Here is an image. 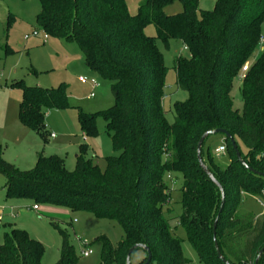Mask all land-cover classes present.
Listing matches in <instances>:
<instances>
[{
  "label": "trees",
  "instance_id": "trees-1",
  "mask_svg": "<svg viewBox=\"0 0 264 264\" xmlns=\"http://www.w3.org/2000/svg\"><path fill=\"white\" fill-rule=\"evenodd\" d=\"M38 1V29L75 42L87 68L110 84L113 103L98 113L105 121L114 154L104 157L102 171L84 157L85 144H80L71 170L56 154H40L31 168L22 170L2 158L0 144L6 197L39 207L85 211L115 222L123 232L115 245L104 234L95 239L101 244L98 264H125L128 249L138 243L149 247V264H186L180 239L163 210L170 204L171 191L165 175L178 172L182 177L181 212L176 218L187 240L202 263L225 264L212 241L220 192L199 165L196 145L204 131L225 129L235 139L241 159L264 172V45L259 50L264 0H216L212 10L199 9L198 0H142L135 14L128 12L126 0ZM174 1L181 3V11L166 14L165 6ZM147 25L154 26V36L145 34ZM156 41L164 48L178 41L188 52L173 60L176 85L187 96L173 103L172 122L162 107L166 66ZM245 64L239 87L242 108L238 110L230 91ZM15 85L22 90L19 120L35 132L45 130L47 109L69 107L62 87ZM95 119V114L79 112L81 131L95 134ZM208 139L202 143L201 157L225 194L216 227L219 250L229 264H253L264 244V211L254 218L239 213L237 206L243 195L260 193L264 177L248 171L227 140L229 162L220 166ZM50 222L61 235L54 264H75L66 230ZM43 250L25 230L10 227L2 234L0 264H41ZM142 252L130 264H142L146 258ZM263 257L264 252L258 264Z\"/></svg>",
  "mask_w": 264,
  "mask_h": 264
},
{
  "label": "rangeland",
  "instance_id": "rangeland-1",
  "mask_svg": "<svg viewBox=\"0 0 264 264\" xmlns=\"http://www.w3.org/2000/svg\"><path fill=\"white\" fill-rule=\"evenodd\" d=\"M142 0H126V7L130 14H135L138 4ZM216 0H198V8L212 10ZM40 11L38 0H0V144L3 147V159L14 163L19 169H28L33 166L38 155L56 154L63 160L69 170L74 168L75 156L79 153V145L85 144L84 157L95 162L100 170H104V157L114 154L105 121L98 113L110 107L113 103L110 84L106 79L92 73L84 63L78 45L73 41H65L46 35L38 29L35 16ZM181 11V3L174 1L165 6L166 14H176ZM36 30L37 36L31 31ZM145 34L155 35L153 25L144 28ZM29 35L28 38H24ZM260 36L264 38V19L260 24ZM156 44L163 56L166 66L164 78V97L162 107L168 122L173 121V103L183 101L187 93L176 85V76L173 69V60L177 56L186 57L188 52L178 41H171L168 48H164L160 41ZM254 53L249 60L256 57ZM94 79L97 83L94 88L90 81L81 82L78 77ZM39 85L44 88L62 87L67 94L69 107L47 109L43 123L49 127L55 136L41 128L35 132L22 124L18 117L19 103L22 98L20 86ZM240 77L232 82L230 96L233 107L241 110L242 101L239 94ZM90 93L93 96L90 97ZM95 114V134L83 133L78 122V113ZM85 134V135H83ZM84 136V138H83ZM225 143L221 134L209 136L210 151L215 162L224 167L229 162L226 151H214L221 143ZM244 152V145L238 141ZM165 182L171 188L170 204L163 208L168 224L173 234L180 239L181 252L186 264L202 263L185 236L182 226L176 216L181 212L182 177L178 172H169L165 175ZM4 177L0 174V243L2 234L8 230V224L25 230L32 238L43 246L41 264H54L59 256L61 235L50 220L58 223L66 230L69 243L72 245L75 264H98L101 244L95 241L96 237L104 234L115 245L122 236V229L113 221L97 218L85 211H68L63 208L52 207L31 210L21 200L7 198L4 189ZM22 203V204H21ZM237 209L241 213L259 217L264 206L257 196L243 195ZM88 246L91 253L82 256L80 250ZM144 253L137 249L131 261L139 260ZM150 264H154L151 262ZM264 264V257L262 258Z\"/></svg>",
  "mask_w": 264,
  "mask_h": 264
},
{
  "label": "water",
  "instance_id": "water-1",
  "mask_svg": "<svg viewBox=\"0 0 264 264\" xmlns=\"http://www.w3.org/2000/svg\"><path fill=\"white\" fill-rule=\"evenodd\" d=\"M214 134H221L223 136V139L224 140H227L232 148V150L234 151L235 153V156L237 157V159L240 160L241 164L250 172L256 174V175H259V176H262L264 177V172H261V171H258V170H255L253 169L252 167L248 166L244 160L241 159V156H240V151L237 147V144L235 142V139L233 138V136L228 132L226 131L225 129H222V128H215V129H208L206 131H204L201 136L199 137L198 141H197V145H196V158H197V161L199 163V165L201 166L203 172L207 175V177L218 187V190L220 192V198H221V201H220V207L218 209V213L213 221V224H212V241H213V246H214V249H215V252H216V255L217 257L222 261L224 262L225 264H229L223 257L221 251L219 250V247H218V243H217V239H216V227H217V221H218V217L220 215V212L222 211V208H223V205H224V197H225V194H224V189L222 188V186L219 184V182L214 178V176L212 175V173L209 171V169L207 168V166L203 163V160H202V157H201V147H202V143L203 141L208 137V136H211V135H214ZM135 249H141L142 251L145 252L146 254V258H145V261L142 263V264H149L150 260H151V252H150V249L148 246L144 245V244H141V243H138V244H134L132 245L127 253H126V256H125V264H130L131 263V260H130V256L132 254V252L135 250ZM264 252V244L262 245V247L258 250L257 252V255L254 259V262L253 264H258L259 262V259L262 255V253Z\"/></svg>",
  "mask_w": 264,
  "mask_h": 264
},
{
  "label": "built area",
  "instance_id": "built-area-1",
  "mask_svg": "<svg viewBox=\"0 0 264 264\" xmlns=\"http://www.w3.org/2000/svg\"><path fill=\"white\" fill-rule=\"evenodd\" d=\"M30 35H32V36H37V35H38V32H37L36 30H33V31H31V34H30ZM46 35H47V34L44 33V34H43V38H46ZM28 36H29V35H25L24 38H28ZM263 45H264V38H263V37H260V46H259V48L262 49V48H263ZM246 69H247V64L243 65L242 68H241L242 71H246ZM78 79H79L81 82H86L87 80L90 81L91 84H92V88H94V87L96 86V84H97V83L95 82L94 79H90V80H89V79L86 78L85 76H79ZM89 96L92 97V96H93V93H90ZM45 127H46V125H45ZM49 136H50V137H54L55 134H54V133H49ZM83 138H84V136H83ZM214 151H215L216 153H222V152L226 151V144L222 142L220 145H218V146L214 149ZM256 196L259 197V199H260V203L264 206V186L261 187V189H260V193H259L258 195H256ZM30 208L33 209V210H36V211H37L38 208H39V206L36 205V204H32V205H30ZM90 253H91V249H90L88 246H84V247L80 250V254H81L82 256H87V255H89Z\"/></svg>",
  "mask_w": 264,
  "mask_h": 264
},
{
  "label": "crops",
  "instance_id": "crops-1",
  "mask_svg": "<svg viewBox=\"0 0 264 264\" xmlns=\"http://www.w3.org/2000/svg\"><path fill=\"white\" fill-rule=\"evenodd\" d=\"M185 49V48H184ZM259 50H260V48H259ZM248 66V65H247ZM247 70V69H246ZM245 71H242L241 70V72H240V74L237 76V77H240V82H241V77H242V75H243V73H244ZM46 125V124H45ZM45 130L48 132V133H53L52 131H49V127L46 125V127H45ZM220 145V144H219ZM216 148V147H215ZM2 157H3V153H2ZM34 165V164H33ZM31 168V167H30ZM22 203L23 204H26V205H28L27 207H29L30 208V203L29 202H26V201H22ZM21 203V204H22ZM40 208V207H39ZM39 208H38V210H39ZM52 207H44V209H46V210H48V209H51ZM31 209V208H30ZM31 210H33V209H31ZM34 211H36V210H34ZM238 212L239 213H241L239 210H238ZM243 214V213H242ZM254 218H257V217H254ZM9 225V227L11 226V227H14V225H11V224H8Z\"/></svg>",
  "mask_w": 264,
  "mask_h": 264
}]
</instances>
